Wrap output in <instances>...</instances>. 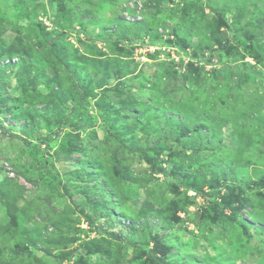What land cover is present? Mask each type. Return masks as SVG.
Wrapping results in <instances>:
<instances>
[{
    "label": "rangeland",
    "instance_id": "1",
    "mask_svg": "<svg viewBox=\"0 0 264 264\" xmlns=\"http://www.w3.org/2000/svg\"><path fill=\"white\" fill-rule=\"evenodd\" d=\"M154 258L264 264V0H0V264Z\"/></svg>",
    "mask_w": 264,
    "mask_h": 264
},
{
    "label": "trees",
    "instance_id": "2",
    "mask_svg": "<svg viewBox=\"0 0 264 264\" xmlns=\"http://www.w3.org/2000/svg\"><path fill=\"white\" fill-rule=\"evenodd\" d=\"M187 188H188V190H191V191H196V192H199L202 196L204 195L205 197H210V195H208V194H206V192H204L202 189L200 190V189H198V188H196V187H192V186H187ZM210 199H212V198H210ZM233 207H235V208H233ZM214 208L216 209V210H220L221 212H225V210H226V208H223V209H220V208H217L216 206H214ZM228 208L229 209H231L232 210V212H233V214H232V219H235L236 218V216H237V214H238V212H240L239 210H241L242 208H243V206H240V205H236V206H232V205H228ZM243 225V227L246 229L247 228V226H246V224H242ZM159 264H165L164 262H161V260H159V259H157V258H154Z\"/></svg>",
    "mask_w": 264,
    "mask_h": 264
}]
</instances>
